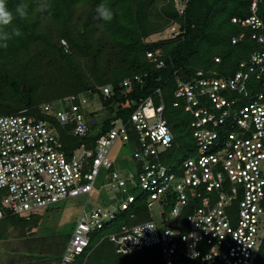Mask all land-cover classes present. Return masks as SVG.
<instances>
[{
    "label": "built area",
    "instance_id": "built-area-1",
    "mask_svg": "<svg viewBox=\"0 0 264 264\" xmlns=\"http://www.w3.org/2000/svg\"><path fill=\"white\" fill-rule=\"evenodd\" d=\"M259 1L252 0L250 16L232 21L250 27L262 49L240 60L232 74L200 69L191 79L177 81L174 105H183L191 114L195 138V155L184 159L178 171L160 158L174 135L164 104L156 105L152 96L139 104L127 123L114 121L93 147L81 145L72 152L64 148L51 119L27 109L0 115V219L39 213L100 191L97 182L104 173L111 203L84 206L57 264H74L84 255L86 261L94 233L127 212L138 192L145 195L153 219L123 223L100 235L96 245L109 240L124 255L158 246L163 264H264V17L257 13ZM174 2L184 14L188 0ZM177 28L168 37L184 32L181 25ZM245 35L234 36L232 43ZM161 54L156 49L148 56L157 60ZM163 65L160 60L158 66ZM134 80L140 77L124 80L125 91ZM102 91L109 96L111 85ZM96 98L97 94L80 92L41 108L59 124H73L71 133L84 137L95 119V108L88 105ZM130 131L138 143L133 156L141 164L140 172L126 173L111 157L117 142L130 140Z\"/></svg>",
    "mask_w": 264,
    "mask_h": 264
},
{
    "label": "trees",
    "instance_id": "trees-1",
    "mask_svg": "<svg viewBox=\"0 0 264 264\" xmlns=\"http://www.w3.org/2000/svg\"><path fill=\"white\" fill-rule=\"evenodd\" d=\"M158 1L163 3L158 6ZM221 1L188 0L185 13L180 15L174 0H48L52 5L51 14L45 13L41 19L34 11L39 0H7L14 16L16 7L25 5L28 18L22 20L15 16L8 31L19 30L21 35H13L6 48L0 47V115L27 109L37 117L51 119L60 129L64 148L72 152L81 145L93 147L97 137L109 131L114 121L127 123L139 104L152 96L156 105L164 104V117L174 135L172 145L160 153V158L164 165L178 171L184 159L195 155V138L191 114L183 105H174L177 81L191 79L200 69L232 74L240 60L262 49L251 37L250 27L232 21L234 17L246 18L252 14V0H230L228 13H218ZM102 3L114 13L110 22L99 18L96 12ZM257 13L264 17V0L258 2ZM174 21L180 23L182 34L175 38L146 40ZM242 32H246L242 40L232 43V38ZM156 49L162 52L157 60L148 56ZM160 60L164 62L161 67L158 66ZM135 75L140 80H134L131 89L125 91L124 80ZM105 85L112 87L109 96L102 91ZM80 92H87L90 97L97 94L96 101L103 106L91 112L95 119L84 137L71 133L73 124L61 125L41 108L45 103ZM129 133L130 140L122 143L129 151L127 170L140 172L141 164L133 156L138 143L134 132ZM115 164L118 166L116 161ZM136 195V201L127 212L119 214L106 229L94 233L92 252L86 261L84 255L74 264L129 262L115 256L119 253L109 240L96 244L100 235L123 223L134 225L153 219L145 195L139 192ZM41 216L40 212L0 219V241L6 239L14 224L31 230L39 225ZM44 237V242L29 246L33 250L34 247L42 249L46 253L43 257L53 256L51 262L40 264H57L70 233ZM47 237L54 240L47 241ZM106 243H110L113 250L102 248ZM130 255L143 264H163L158 246L125 256Z\"/></svg>",
    "mask_w": 264,
    "mask_h": 264
},
{
    "label": "rangeland",
    "instance_id": "rangeland-1",
    "mask_svg": "<svg viewBox=\"0 0 264 264\" xmlns=\"http://www.w3.org/2000/svg\"><path fill=\"white\" fill-rule=\"evenodd\" d=\"M162 3L163 1H158V6ZM231 4L232 2L230 0H222L221 3L218 4V13H228ZM170 25L171 24L164 27L160 33H156L146 40L150 42L163 37H168L173 30L178 29L177 27L180 26V23L174 21V26L170 27ZM88 65H90V61L88 62ZM102 107V103L99 100L88 105V108H95V110H99ZM56 128L60 131L58 126H56ZM128 155L129 151L120 142H117L111 151V157L118 163L119 168L126 173H129L127 170V166H129L127 163L130 162ZM104 176V173H102L97 182V188H100V191H94L90 195H80L74 198H69L49 209L45 208L40 210L39 213H43V216H41V222L31 230H27L21 225L14 224L12 230L7 233L6 239L0 241V264H40L45 261L51 262L53 256L47 254L46 257H43L46 253L42 249L34 247L33 250V247L29 245L38 244L41 240L44 242V236L46 235L53 236L55 234L71 233L77 220L80 218L84 206H87L88 209L97 205L103 207L108 206L111 203L109 197L112 193L106 186L107 180ZM131 192H134L133 189H131ZM156 219H158V217ZM46 239L47 241L54 240L48 239V237ZM104 247L113 250V246L110 243L104 244L102 248ZM115 256L118 259L129 261L126 264H143L140 263L139 259L133 258L131 255L125 256L115 254Z\"/></svg>",
    "mask_w": 264,
    "mask_h": 264
},
{
    "label": "clouds",
    "instance_id": "clouds-1",
    "mask_svg": "<svg viewBox=\"0 0 264 264\" xmlns=\"http://www.w3.org/2000/svg\"><path fill=\"white\" fill-rule=\"evenodd\" d=\"M52 5L48 3V0H39V3L35 7L34 11L39 13L41 19L44 18V14H51ZM96 12L102 20L110 22L113 19V11L105 4H100L96 8ZM15 16L20 19L25 20L28 18V10L25 5H18L15 9ZM14 13L9 10L7 6V0H0V47L6 48L8 46V41L12 39L13 35L20 36L19 30H13V32L8 31V26L11 25L15 18ZM195 258V255H193Z\"/></svg>",
    "mask_w": 264,
    "mask_h": 264
}]
</instances>
